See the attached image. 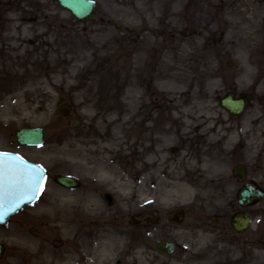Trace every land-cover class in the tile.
I'll return each instance as SVG.
<instances>
[{
	"label": "rangeland",
	"instance_id": "rangeland-1",
	"mask_svg": "<svg viewBox=\"0 0 264 264\" xmlns=\"http://www.w3.org/2000/svg\"><path fill=\"white\" fill-rule=\"evenodd\" d=\"M95 1V19L91 22L77 23L68 13L61 11L54 0H23L10 9L15 14L14 17H6V14L1 17V22L6 24L0 28V66L3 64L5 67L8 61L24 60L21 71L31 68L37 74L42 73L58 79L51 80L56 86L52 89L49 102H45L43 106L37 103L26 106V101L19 110L4 115L3 111L8 109L3 110L1 104L12 95L10 90L15 78L5 70H0V150L17 153L26 160L39 164L46 171V181L37 201L12 216L5 227H0V243L4 250L0 256V264H59L60 262L55 263V254L74 255L75 251H79L66 246L67 242L62 235L56 229L50 228L51 223L48 221L64 212L62 209L67 203L63 202L71 200L76 201L78 209L75 224L83 229L86 236V239H81L82 244L78 239L79 246L86 249L80 250L87 252L81 258L80 264H87L88 257L95 256L94 246L100 245V242L109 244L108 252L102 255V264H115L116 261L120 264H132L133 261L136 262L134 256L137 252H142L145 259L149 258L152 261L150 264H264V197L246 209L253 217L250 232L237 236L227 227L230 210L238 209L235 196L243 182L236 181L232 185L233 189L229 192L231 197L220 202V209L215 207L216 201L213 205L208 204V197L199 188L195 199L164 208L157 202L139 205L134 198V206L130 211L122 207L123 198L118 189V180L106 181L102 185L79 167L77 161H81L80 156L87 154L94 129L90 122L92 99H87V92L80 85V80L86 82V78L92 76H108L114 70L120 71L124 64L133 68L139 56L144 61L141 73L143 81L140 82L138 76H134L131 91L120 83L110 90L117 92L118 100L130 92L134 99L133 107L139 103L140 89L146 91L145 101L148 108L144 110L148 111L154 136H158V140L153 143L159 148L153 151L156 163H152L147 169L149 176L144 183L146 188L159 190L162 184H159V179L164 178L162 169L166 165L169 168L179 159L185 165L189 158L193 162H199L195 156L202 152L200 141L190 144L188 140L191 135L179 133L181 127L184 129L183 124L175 126L169 120L170 111L164 109V101H161L165 87L160 81L155 91L151 85L145 86V78L152 73V68L156 69L159 64L168 60L166 51L172 50L173 45L181 47L191 36L198 38L196 27L187 18L190 11L193 10L194 14L197 9H205L201 3L195 4L201 0H124L122 3H117L116 0ZM211 1L216 6L207 10L216 17L222 15L224 23L220 32L207 34L209 37L203 46L219 45L208 49L213 51L210 58L208 54H203L207 50L200 46L203 51L195 52L192 58L185 60V72L201 78L202 86L199 89L203 92L197 100L200 103H197V107L203 121H206L209 112L220 109L218 99L225 92L233 90L237 94H252L253 100L245 115L229 120L230 123L240 124L246 120L244 118L250 119L251 115L259 117L257 126L252 124V138L248 139L251 146L241 141L230 151L228 157L232 163L229 172H232L234 164L243 165L246 168L244 181H251L264 191V57L259 54L262 63H258L257 68L253 66V74H260L242 87L238 84L240 56H248L242 49L241 42L244 36L252 38V30L255 28L258 31L257 36L252 38L256 43L255 50L264 54V0H253L249 4L248 0H239V6L236 0ZM192 4H195L194 9L190 8ZM207 10L195 14L196 18L202 19L194 23L199 24L200 28L205 27L210 20ZM229 22L233 23L232 29L228 27ZM23 23L26 25L22 26ZM151 32L152 43L146 46L142 38L144 35L146 38ZM221 32L225 36L233 34V38L228 36L221 40ZM97 48L100 56L95 57L93 50ZM71 56L75 57L70 64L72 73L64 71V67L68 68V65L45 64L49 59L69 60ZM83 56L85 58L82 61L76 60ZM227 61L232 64L226 66ZM14 62L11 69L15 71ZM149 63L152 65L149 66ZM206 65L213 67V76H204ZM78 68L80 75L73 78L78 73ZM212 81L213 90L209 93V84ZM112 82L113 80L109 84ZM60 97L72 108V112L66 117L58 114ZM83 100L86 101V106L82 103ZM26 114H29L28 118ZM46 115L47 119L44 118ZM160 118L163 119L161 122L158 120ZM33 126L42 127L45 131L42 146H18L13 142V132L17 128ZM162 128L167 130L162 131ZM173 146L178 147L179 151L170 155L169 148ZM238 152H241L240 156ZM217 155L218 153L214 154L215 157ZM100 161L103 168L109 167L110 161ZM127 163L129 167H124L123 163L118 166L121 167L118 173L122 177H132L137 166L136 163L134 166L128 161ZM56 174L77 178L80 187L67 190L57 186L53 182ZM214 178L207 180L208 183ZM103 191L110 192L114 199L111 208L98 200ZM144 196L150 198L147 193ZM202 196L204 199L200 198ZM174 208L185 211V219L180 226L165 222L167 214ZM147 216L159 218L160 223L134 225L131 222V218L143 219ZM214 219H219L216 224H213ZM114 235L116 240L113 242ZM160 240L175 244L176 249L171 256L163 257L155 251V245Z\"/></svg>",
	"mask_w": 264,
	"mask_h": 264
},
{
	"label": "bare ground",
	"instance_id": "bare-ground-1",
	"mask_svg": "<svg viewBox=\"0 0 264 264\" xmlns=\"http://www.w3.org/2000/svg\"><path fill=\"white\" fill-rule=\"evenodd\" d=\"M189 19L193 21V25L196 27L195 31L198 33V38L195 39L191 36L183 42L181 47L173 45L172 50L166 51L168 60L159 64L158 68H152V73L145 78V86L151 85L155 91L160 81V84L165 87V90H162L161 101H164V109L170 111L169 120L174 122L175 126L176 124H183L185 130L181 127L180 132H178L186 136L190 134L191 136L188 140L190 144L193 141H200L202 156L201 154L195 156L199 162H193L192 158H189L185 165L182 164L180 159L177 163L175 161V163L171 164L169 168L166 165V168L162 169L164 178L159 179V184L162 183L159 190L147 189L144 184L149 176L147 173L148 167L152 163H156L155 158H153V151L159 149L153 148L155 137L150 133L152 127H150L148 111L144 110L146 107L148 108L145 101L146 91L140 89L139 103L133 107L132 101L134 99L131 97L130 92H128L126 97L123 95L122 99L118 100L116 98L117 92L110 90L114 85L120 83L122 87L126 86L131 91L134 86V76H138L140 82L143 81L141 77L144 64L142 57L136 58L133 68L124 64L120 67V71L114 70L115 72L108 76H92L89 79L86 78V82L82 79L80 80V85L82 84L87 92V99H92L93 108L90 112V122L94 125V129L93 137L90 139V146L86 151L87 154L83 157L80 156L79 159L81 161H77V163L80 165L79 167L83 168L85 173L96 180L104 182L118 180V189L123 198L122 207L124 206L126 210H132L134 198L136 202L140 203L139 205L157 202L161 208L182 204L186 200L195 199L199 188H201L202 194L208 197V204L213 205L212 203L216 201L217 206H214L220 209V202L230 199L231 194L229 192L233 189H231L232 185L237 181L234 172H229L232 161L229 160L228 155L241 141L251 146L248 139L252 138L250 134L252 124L257 126L258 116L254 117V115H251L249 116L250 119L244 118L246 120L242 123L235 124L228 122L231 117L222 109L209 112L208 117L205 118L206 121H203L204 118H201L199 114L200 109L197 107V103H200L197 100L203 92V90L199 89V86H202V81L200 77L190 76L185 72L187 65H184V62L186 59L192 58L195 52L203 51L200 48L199 40L202 39L205 29L200 28L199 24H194L197 21L200 22L201 19L192 15L189 16ZM252 31L255 34L253 33L251 37L254 38L257 36L256 32L258 31L256 28ZM151 36L152 32L146 38L145 35L143 36L142 42L146 46L152 43ZM252 38L244 36L241 42L242 49L247 52L248 56H240L239 87L246 85L251 79L256 78L260 74L259 72L258 74H253V66L257 68L258 63H262L259 53L262 57H264V54L260 50L258 52L255 50L256 43H254ZM93 48L96 47L93 46ZM93 52L96 55L95 57L100 56L98 48L94 49ZM203 54H208L209 58L213 55L211 51H206ZM72 58L75 57L71 56L69 60L58 59L56 61L49 59L45 61V64L52 66L55 63L68 65V68L64 67V71L72 73L70 65L74 62V60H71ZM84 58L83 56L76 60L82 61ZM13 62L8 61L5 67L3 64L0 66V70H5L7 74L15 78L10 90L13 92L12 95L1 104L3 110L8 109L3 111L4 115L7 113L12 114L14 110H19L26 101V106H30L31 103L43 106L45 102H49L52 98V89L56 86V83L51 80L58 79V77H48V75L42 73L40 75L31 68L21 71L20 67L24 64V60L14 62V71L11 69ZM150 65L152 64L149 63ZM79 68L78 73L73 78L78 76ZM206 68L204 69V76H213V67L211 65L207 67L206 65ZM120 77L122 80H119ZM111 80L113 82L109 84ZM262 83L264 84V78ZM213 84L214 81L209 84V93H212L213 88L211 87ZM11 101L14 103L11 104ZM82 103L85 105L86 101L83 100ZM50 114L51 112L48 113V115ZM26 115L28 118L29 114ZM48 115L44 118L47 119ZM244 115L243 113L240 117ZM44 118H42V121H45ZM158 120L161 122L163 119L160 118ZM161 130L165 131L167 129L162 128ZM193 132H196L194 136L192 135ZM215 153H218L216 157L214 156ZM238 155L240 156L241 152H238ZM101 159L110 161V168L101 169ZM127 161L132 163L133 166L135 163L137 164L132 177H122L118 173V169L121 168L118 166L121 163L124 164V167H129ZM213 177L215 178L208 183L207 180H211ZM203 181L204 184H202ZM145 193L149 194L150 198L144 196ZM200 198L204 199L203 196ZM64 203H67L64 206L65 208L62 209L64 212L50 218L48 220L51 223L49 226L62 235L67 242L66 246L70 247L71 250L79 249V251H75L74 255L55 254V263L80 264L81 258L87 255V252L80 250L86 249L79 246L78 239H86V236L83 233V229L78 224H75L78 212L76 201L71 200ZM113 237L114 242L116 237L115 235ZM165 242L170 244V242ZM108 245L101 242L100 245H95V256L90 255L87 264H94V262L95 264H102V255L108 252ZM141 253L137 252V255L134 256L136 262L133 261L132 264L152 263L149 258L145 259Z\"/></svg>",
	"mask_w": 264,
	"mask_h": 264
},
{
	"label": "water",
	"instance_id": "water-1",
	"mask_svg": "<svg viewBox=\"0 0 264 264\" xmlns=\"http://www.w3.org/2000/svg\"><path fill=\"white\" fill-rule=\"evenodd\" d=\"M70 9L73 11V13L75 14V16L77 18H82L83 16H85L88 11H89V7L82 1V0H74V4L72 6H69ZM83 11H86L83 12ZM230 101L229 98H226L225 100L222 101V104L225 105ZM235 105L232 107H228L229 111L231 113H238L241 109V105L239 102H235ZM24 139L26 141L21 140ZM16 139L18 142L20 143H27V144H34V143H39L41 141V131L40 130H29V131H19L16 134ZM7 160L4 162V164H9V162L11 161L12 163L16 162V159L14 157H6ZM23 167H27V168H32V166L30 165H26L24 164ZM55 180L64 185V186H68V187H73L76 185V183L69 179V178H64V177H56ZM8 185H9V177H8V173H7V167L5 168V172H4V176H3V186L2 188H0V195L3 196V198H5V200H7V193H8ZM243 196L244 200H241L240 203H245L248 202V196H251L252 198H260L261 194L259 192L254 191L252 188H249L248 186L241 192V197ZM8 201V200H7ZM28 201V199L25 197L23 200L19 201V207L21 206V204H26ZM4 205H7L4 203ZM8 206V205H7ZM19 207H17V209H19ZM4 212H6L7 214H9L10 211L9 207L4 210ZM172 218L170 219V221H175L177 223H180L183 217V213L181 210H176L172 213ZM4 223V222H3ZM231 225L234 227V229L238 230V231H242L244 230L245 227H240V228H236L237 224L235 221H231ZM172 246L169 244H165V243H160L157 246V250L160 252H165L167 254H169L171 252Z\"/></svg>",
	"mask_w": 264,
	"mask_h": 264
},
{
	"label": "snow or ice",
	"instance_id": "snow-or-ice-1",
	"mask_svg": "<svg viewBox=\"0 0 264 264\" xmlns=\"http://www.w3.org/2000/svg\"><path fill=\"white\" fill-rule=\"evenodd\" d=\"M6 153H0V188L3 186V176L5 172L4 157ZM24 162L16 158V162H9L7 173L9 177L8 185V207L10 211H15L19 207V201L27 197L28 200L36 198V194L41 191L42 183L46 177L40 166L32 168L23 167ZM4 199L0 195V219L4 215Z\"/></svg>",
	"mask_w": 264,
	"mask_h": 264
}]
</instances>
